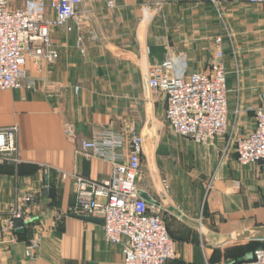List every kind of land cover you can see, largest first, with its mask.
Returning <instances> with one entry per match:
<instances>
[{
    "label": "crops",
    "instance_id": "1",
    "mask_svg": "<svg viewBox=\"0 0 264 264\" xmlns=\"http://www.w3.org/2000/svg\"><path fill=\"white\" fill-rule=\"evenodd\" d=\"M69 26L71 31L51 32L55 64L29 57L35 91H0V129L17 128L20 160L0 166V264H124L121 246L103 238L101 216L70 213L73 185L60 178L61 172L93 180L110 175L108 162L79 150L81 140L104 127H134L143 138L142 168L151 189H140L161 206L177 243V258L168 264L249 259L263 239L221 242L220 237L264 230V166H240L232 148L254 129L255 111L264 106V5L248 0H82ZM79 36L83 54L76 46ZM219 36L228 127L235 130L198 145L173 133L165 122V96L147 87L146 75L166 58L185 75L208 73ZM67 124L74 140L64 132ZM46 178L53 197L43 194ZM24 197L30 201L23 208L22 228L5 229L11 208ZM38 236L41 246L28 259L25 246Z\"/></svg>",
    "mask_w": 264,
    "mask_h": 264
},
{
    "label": "built area",
    "instance_id": "2",
    "mask_svg": "<svg viewBox=\"0 0 264 264\" xmlns=\"http://www.w3.org/2000/svg\"><path fill=\"white\" fill-rule=\"evenodd\" d=\"M34 1L27 8H11L8 0H0V91L36 90V82L27 70L29 57L55 64L58 53L52 47L51 32L61 27L71 31L69 24H75L77 7L82 3V0ZM248 2L264 5V0ZM213 43L214 62L208 73L185 75L173 59L166 58L152 65L146 75L147 87L165 96V122L173 133L198 145L223 137L228 130L223 37H216ZM76 46L83 54L81 36ZM255 122L254 129L238 138L234 145L237 162L243 167L264 161V106L256 109ZM64 132L74 140L70 125L64 126ZM143 144L134 127L126 131L111 127L96 129L90 139L80 141L79 150L108 162L110 175L93 180L61 172L60 178L70 180L73 185L70 213L83 218L101 216L103 238L107 244L121 246L124 264H168L177 258L175 242L169 235L161 206L142 199L138 184ZM19 162L17 128L0 129V166ZM161 185L165 191L169 189L166 181L162 180ZM29 201L30 197H24L15 202L5 229H17L15 223L23 220V208ZM40 246L41 237L30 240L25 246V257L34 258ZM240 264H264V247L256 248L250 259Z\"/></svg>",
    "mask_w": 264,
    "mask_h": 264
},
{
    "label": "water",
    "instance_id": "3",
    "mask_svg": "<svg viewBox=\"0 0 264 264\" xmlns=\"http://www.w3.org/2000/svg\"><path fill=\"white\" fill-rule=\"evenodd\" d=\"M261 165L264 166V161L260 162ZM43 194L53 197L54 196V189L48 187V179L46 178L44 181V188H43ZM142 199L147 201L148 203H154L156 204V201L152 199L149 194L146 192L141 193ZM23 222L21 220L16 221L15 227L22 228ZM244 238H250V239H263L264 240V230H254L250 231L249 233L245 232H237L231 235L222 236L220 237L221 242H228L232 240H239Z\"/></svg>",
    "mask_w": 264,
    "mask_h": 264
},
{
    "label": "rangeland",
    "instance_id": "4",
    "mask_svg": "<svg viewBox=\"0 0 264 264\" xmlns=\"http://www.w3.org/2000/svg\"><path fill=\"white\" fill-rule=\"evenodd\" d=\"M33 2H35V1L34 0H8V4L11 8H27V7L31 6L33 4ZM45 4H46V1H45ZM234 130H235L234 127H231V125H229L228 130H227L228 136L231 135ZM232 148H234V145L232 146ZM138 184H139V187L141 189L142 188L147 189V190L151 189L149 177L143 168L141 169ZM175 245H176V249H177V243ZM260 246H264V242H262Z\"/></svg>",
    "mask_w": 264,
    "mask_h": 264
},
{
    "label": "trees",
    "instance_id": "5",
    "mask_svg": "<svg viewBox=\"0 0 264 264\" xmlns=\"http://www.w3.org/2000/svg\"><path fill=\"white\" fill-rule=\"evenodd\" d=\"M260 245H261V244H260ZM260 245H259L258 247H264V246H260ZM249 259H250V258H249ZM246 260H248V259H246ZM244 261H245V260H244ZM242 262H243V261H242ZM240 263H241V262H240ZM240 263H239V264H240Z\"/></svg>",
    "mask_w": 264,
    "mask_h": 264
}]
</instances>
